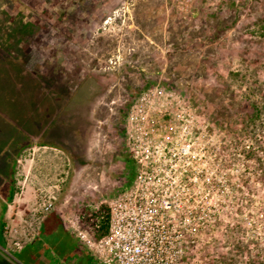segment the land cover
<instances>
[{
  "label": "rangeland",
  "instance_id": "rangeland-1",
  "mask_svg": "<svg viewBox=\"0 0 264 264\" xmlns=\"http://www.w3.org/2000/svg\"><path fill=\"white\" fill-rule=\"evenodd\" d=\"M19 1L20 9L26 5L37 18L40 10L64 14L49 17L50 23L41 17L42 30L32 36L22 72L31 95L23 87L19 97L29 109L36 104L50 109L56 122L35 126L33 145L42 138L61 143L68 161L58 159L52 179L38 183L63 190L53 194V209L39 205L34 214L19 215L15 225L9 220L21 231L30 228L31 216L40 222L33 241L19 238L25 248L12 251L15 263H89L86 242L66 227L55 205L67 199L71 219L95 235L91 222L99 207L87 201L96 196L95 181L127 176L126 160H133L125 136L127 111L140 92L158 87L175 92L194 116L192 190L215 210L186 262L264 264V127L246 118L253 110L246 104L255 101L264 119V0H212L215 6L208 0ZM2 108L11 111L3 103ZM28 148L17 159L16 184L27 173ZM81 174L87 182L75 181Z\"/></svg>",
  "mask_w": 264,
  "mask_h": 264
},
{
  "label": "built area",
  "instance_id": "built-area-1",
  "mask_svg": "<svg viewBox=\"0 0 264 264\" xmlns=\"http://www.w3.org/2000/svg\"><path fill=\"white\" fill-rule=\"evenodd\" d=\"M193 1L176 0L178 5ZM199 14L197 9L192 16ZM182 101L175 92L156 87L153 92H140L129 107L125 136L136 173L127 189L104 200L107 211L96 219L94 228H101L107 215L108 231L95 236L69 219L93 254V264H192L186 259L202 230L214 221L215 210L207 201L196 200L192 190L197 174L190 173L188 166L195 158L192 139L197 136L194 116ZM174 103L179 107L170 110L168 104ZM53 199L44 196L40 207L52 210ZM14 245L20 249L24 242L15 240Z\"/></svg>",
  "mask_w": 264,
  "mask_h": 264
},
{
  "label": "trees",
  "instance_id": "trees-1",
  "mask_svg": "<svg viewBox=\"0 0 264 264\" xmlns=\"http://www.w3.org/2000/svg\"><path fill=\"white\" fill-rule=\"evenodd\" d=\"M18 4H21L19 0H0V108L3 103L11 109L8 112H5L4 108L0 109V113L5 112L6 115L0 114V120L3 118L0 123V191L5 193L8 201H12L16 191L14 175L17 159L26 148L33 145L32 135L36 133L34 127H38L42 122V127L51 123L52 126L56 124L55 120H52L50 109L42 110L38 104L29 109L20 101L19 93L22 92L23 87L29 92L32 90L26 87L22 80L25 55L30 47L32 36L39 33L43 26L41 18H33L32 13L26 10V5H23L25 8L20 9ZM65 101H61L60 104ZM13 104L16 105L13 106ZM246 105L253 109L252 113L248 111L246 114V118L249 116L247 123L260 124L264 127V119H260L263 116L262 108L255 101L253 104L248 101ZM42 127L39 126L38 129ZM40 142L62 147L61 143H54L43 138ZM126 161L128 173L125 176L128 180H132L136 173V164L131 159L130 162L128 159ZM131 161L134 162V167ZM3 208L5 211L6 202L3 203ZM105 211L107 206L103 205L95 212V215L99 217ZM106 218L107 215L102 221L101 228L95 229L96 236H101L108 231ZM96 219L97 217L94 218V224ZM3 228L4 224L0 226L2 231Z\"/></svg>",
  "mask_w": 264,
  "mask_h": 264
},
{
  "label": "crops",
  "instance_id": "crops-1",
  "mask_svg": "<svg viewBox=\"0 0 264 264\" xmlns=\"http://www.w3.org/2000/svg\"><path fill=\"white\" fill-rule=\"evenodd\" d=\"M28 149H29L28 158L25 157V161H27V164H26L27 173L24 177L18 178L17 184L15 180L16 190L17 188L18 190L15 191L12 201H8L5 193H3V191H0V199L2 202V204H0V216L2 219V223L0 224V226L2 227V224H4L5 222L3 231L0 229L1 231L0 236L2 238V241L0 243V264H16L13 258V255H12V251H20L22 253V250H24L25 248L24 245L27 242L33 241L35 239L36 237L35 229L40 228V225H39L40 222L37 221L38 217L36 216H33V217L31 216V219L28 220V224H29L28 226H30V228L28 229H24L21 231L17 229L16 226L12 228L9 225L11 224L15 225L14 223L16 222L18 223L17 219L19 215L24 216L27 213L34 214L35 212L34 210H36L37 206H39V203L40 201H42V198L44 196L49 197L55 193L57 196H59L60 191H63V190L58 191L57 189H59V187L57 184L55 185V183H53L52 185L50 183L44 184L41 188L40 186H38V183L39 181L45 182V181H50L52 179L53 177L52 168L59 165L57 160L59 159L62 162L68 161L65 153L57 146H54L48 143H43V144L35 143L33 146L29 147ZM22 161H23V158H22ZM81 175L82 176H80V178L76 177L75 181L78 180V181L87 182L88 179L84 177L85 175L84 174H81ZM115 176L116 178H118L116 185H114L115 184L114 182L116 180L114 176L110 177L111 180L109 181V176L107 175L106 178H108L109 182L107 181L106 184H102V183L98 184V179H97L95 181V186H93L94 193L96 194V196L93 197V200L91 199L87 200L88 197H85L84 199H82V204L84 205L85 203V202L83 203V200L85 201L87 200L89 202H93L94 207H99L98 210H100L102 206L105 205L104 200L106 198L115 196L120 191L127 189L131 185V182L133 180V179L128 180L126 176H121V174L115 175ZM121 177H124V178H121ZM62 178H64V176ZM64 181L61 179L59 183L62 189L65 185L63 184ZM72 184L79 185L77 182H73ZM42 188L46 190H42ZM40 190L42 191L40 192ZM89 198H92V197H89ZM65 201L67 203V199ZM4 202H6L5 211L3 208ZM66 203L64 205L60 203L59 205H55V206L57 210L60 211V213L62 212V216L64 218L66 227L70 228V230L75 232V230L71 226V223L69 222V219L74 217V211L71 208V206ZM96 217L98 218V216L95 215L94 218ZM94 218L92 219L91 226L94 225ZM9 220L12 221L11 224L9 223ZM83 225L86 226L84 223ZM22 237H27L28 239L24 241L25 244L23 245V247L18 249L15 247L14 241L21 240L19 238H22ZM84 248L90 259L88 264H93L94 263L93 254L90 252V250L87 248L86 245L84 246ZM26 255L29 257V254H26ZM70 261H73V260H70Z\"/></svg>",
  "mask_w": 264,
  "mask_h": 264
},
{
  "label": "flooded vegetation",
  "instance_id": "flooded-vegetation-1",
  "mask_svg": "<svg viewBox=\"0 0 264 264\" xmlns=\"http://www.w3.org/2000/svg\"><path fill=\"white\" fill-rule=\"evenodd\" d=\"M65 6V5H64ZM59 9H60V7H59ZM65 9V8H64ZM66 10H68V8H66ZM37 11H39V10H37ZM58 11V12H57ZM56 12H57V14H56ZM31 13V12H30ZM38 15H40L41 17H43V18H45V20L48 22V23H50L51 22V18L52 19H58L61 15L62 16H64V14L63 13H60L59 12V10L58 9H55V12L54 13H50V15H45V14H43V12H41V11H39L38 12ZM102 16H103V14L102 13H100L99 14V16L97 17V20H99V19H101L102 18ZM32 17L33 18H36L37 16L36 15H34V13L32 12ZM40 17V18H41ZM49 17H51V18H49ZM34 36V35H33ZM0 204H2V202H1V199H0Z\"/></svg>",
  "mask_w": 264,
  "mask_h": 264
}]
</instances>
